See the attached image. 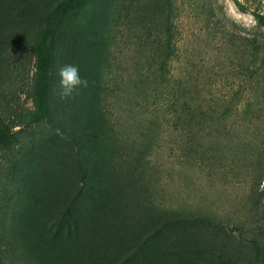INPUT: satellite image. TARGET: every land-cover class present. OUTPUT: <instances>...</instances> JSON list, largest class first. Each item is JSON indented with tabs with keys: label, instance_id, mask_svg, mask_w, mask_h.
<instances>
[{
	"label": "rangeland",
	"instance_id": "rangeland-1",
	"mask_svg": "<svg viewBox=\"0 0 264 264\" xmlns=\"http://www.w3.org/2000/svg\"><path fill=\"white\" fill-rule=\"evenodd\" d=\"M58 1L0 0V121L13 126L0 226L28 173L81 182L102 152L121 163L127 195L141 187L160 211L203 219L237 264H264V0H87L60 26L50 114L25 124L34 41ZM69 63L88 87L61 101Z\"/></svg>",
	"mask_w": 264,
	"mask_h": 264
},
{
	"label": "trees",
	"instance_id": "trees-1",
	"mask_svg": "<svg viewBox=\"0 0 264 264\" xmlns=\"http://www.w3.org/2000/svg\"><path fill=\"white\" fill-rule=\"evenodd\" d=\"M86 1L60 0L46 16L34 41L33 109L25 115V124L38 123L50 114L49 88L60 26ZM258 22L264 26V15ZM12 127L0 121V147L11 143ZM114 157L102 152L88 156L95 169L83 171V185L74 177L72 182L66 176L44 182V172L37 178L28 173L27 184L16 188L18 198L10 217H4L0 226V254L7 258L2 264H188L189 258L198 259L194 264L238 263L230 243L204 231L203 219L160 211L141 187L134 198L127 195L131 185L123 183L121 163ZM129 171L134 177L132 166Z\"/></svg>",
	"mask_w": 264,
	"mask_h": 264
},
{
	"label": "clouds",
	"instance_id": "clouds-1",
	"mask_svg": "<svg viewBox=\"0 0 264 264\" xmlns=\"http://www.w3.org/2000/svg\"><path fill=\"white\" fill-rule=\"evenodd\" d=\"M58 85L54 89L61 101L75 99L81 94V90L88 87V81L82 78L80 68L75 64H64L57 68ZM261 190H264V182H261Z\"/></svg>",
	"mask_w": 264,
	"mask_h": 264
}]
</instances>
